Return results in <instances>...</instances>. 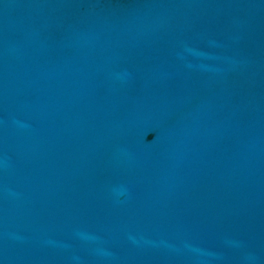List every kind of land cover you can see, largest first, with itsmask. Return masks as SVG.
Returning <instances> with one entry per match:
<instances>
[{
  "label": "water",
  "instance_id": "obj_1",
  "mask_svg": "<svg viewBox=\"0 0 264 264\" xmlns=\"http://www.w3.org/2000/svg\"><path fill=\"white\" fill-rule=\"evenodd\" d=\"M0 264H264V0H0Z\"/></svg>",
  "mask_w": 264,
  "mask_h": 264
}]
</instances>
